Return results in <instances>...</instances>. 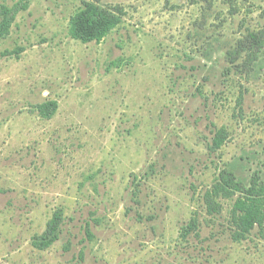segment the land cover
I'll use <instances>...</instances> for the list:
<instances>
[{
	"label": "rangeland",
	"instance_id": "rangeland-1",
	"mask_svg": "<svg viewBox=\"0 0 264 264\" xmlns=\"http://www.w3.org/2000/svg\"><path fill=\"white\" fill-rule=\"evenodd\" d=\"M87 2L122 11L100 43L69 33ZM0 4L24 7L0 40V264H264V225L235 238L239 194L206 202L223 171L264 182V44L238 56L264 0Z\"/></svg>",
	"mask_w": 264,
	"mask_h": 264
},
{
	"label": "trees",
	"instance_id": "trees-1",
	"mask_svg": "<svg viewBox=\"0 0 264 264\" xmlns=\"http://www.w3.org/2000/svg\"><path fill=\"white\" fill-rule=\"evenodd\" d=\"M24 7L9 8L5 4H0V40L6 38L11 30L18 12ZM122 11L118 9H107L101 7L96 2H87L70 19L69 33L74 40L81 41L84 44L103 41L115 28L122 22ZM264 44V29L259 32L251 33L243 41L238 50V56L245 52H256L259 46ZM58 110V104L55 101L45 102L38 106L40 115L44 118H52ZM224 131H220L214 142L217 148H220L225 142ZM239 194L234 204L235 232L236 240H242L256 227L264 225V182L259 175L252 177L250 184L245 185L240 182L230 171H223L213 191L208 193L206 202L209 212L218 210L214 198L222 196L229 198ZM63 223V212L58 210L54 213L47 224V229L42 235L33 239V245L39 250H46L53 246L60 239V228ZM188 232L196 230L195 223L189 227ZM89 238L93 234L87 229Z\"/></svg>",
	"mask_w": 264,
	"mask_h": 264
}]
</instances>
